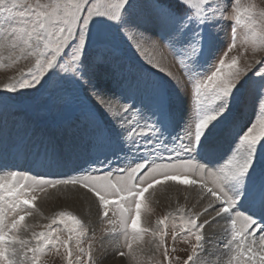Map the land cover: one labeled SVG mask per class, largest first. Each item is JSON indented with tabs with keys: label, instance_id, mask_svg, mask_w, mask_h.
Returning a JSON list of instances; mask_svg holds the SVG:
<instances>
[{
	"label": "snow or ice",
	"instance_id": "6c2138e0",
	"mask_svg": "<svg viewBox=\"0 0 264 264\" xmlns=\"http://www.w3.org/2000/svg\"><path fill=\"white\" fill-rule=\"evenodd\" d=\"M228 19L234 24L226 47L215 48V33ZM159 41L190 86L179 132L171 89L126 56L131 47L159 68L146 55ZM238 47L241 55L264 52V8L254 0H0V68L27 62L0 82V145L15 155L35 149L36 168L66 166L50 142L38 147L7 131L16 98L25 90L43 91L83 130L81 143L92 157L87 167L55 178L0 164V264H41L49 248H63L67 264H95L92 244L83 246L89 230L71 211H58L40 231L27 223L38 192L69 185L98 200L107 231L123 236L127 251L118 255L131 264H143L134 246L148 233L171 264L169 224L174 239L181 235L191 243L183 264H205L206 244L215 249L209 256L222 254L215 264H264V56L241 66L240 55H232ZM101 67L126 85L114 98L98 87ZM166 76L181 84L171 71ZM249 106L254 118L245 119ZM169 182L198 190L207 204L200 211L178 205L156 227L144 226L148 194ZM110 210L115 219H108ZM214 224L223 236L213 243L206 230Z\"/></svg>",
	"mask_w": 264,
	"mask_h": 264
},
{
	"label": "rangeland",
	"instance_id": "374dc122",
	"mask_svg": "<svg viewBox=\"0 0 264 264\" xmlns=\"http://www.w3.org/2000/svg\"><path fill=\"white\" fill-rule=\"evenodd\" d=\"M224 0H221L223 5ZM250 0H241L242 4L249 3ZM260 8H264V0H254ZM232 8L230 4L225 12L226 16H231ZM222 29L216 31L215 48L226 47V41L230 37V29L234 24L231 19L222 22ZM238 35L243 38L244 32L238 27ZM159 47L156 49L148 48L147 56L153 59L159 65V68H154L145 62L133 48L126 46V56L144 72L151 74L154 79L165 83L172 91L174 96V109L177 114L175 132H179L183 127L186 119L189 104H190V86L187 80L183 78L181 69L177 63V58L166 46L164 41H159ZM215 51V49H214ZM243 50L237 48L232 55H240V65L243 66L245 61H251L264 56V52L253 54L249 49L241 55ZM214 58V56H213ZM26 61L21 60L19 64L11 68H0V82H7L9 77L16 75L21 67L26 66ZM165 71H160V69ZM171 71L173 75L181 77V84L176 85L167 76L166 72ZM210 74V73H209ZM97 84L109 96L115 97L119 94L126 85H123L117 79L108 74V70L101 67L97 70ZM11 95V94H10ZM18 105L15 110V115L10 117L7 124V131L13 135L18 134V138H22L24 142L35 144L38 147L40 142H50L57 153H59L65 161L66 166L63 167H42L36 168L33 165V158L35 149H32V155H15L4 150L3 145H0V164L9 165L12 170L24 172L32 169L31 174H47L54 178L58 174L71 173L73 168L87 167V164L92 159L86 149V145L81 143L83 130L76 127L74 118L67 112L58 110L55 107V101L48 97V94L43 91L32 92L25 90V93L17 98ZM124 102V101H122ZM131 103L132 101H126ZM102 111V110H101ZM252 107L249 106L245 119L254 118L252 115ZM106 123L111 126V121L104 117ZM18 121L19 123H14ZM121 155H123L121 153ZM113 160L112 167L115 168L120 162L116 161L114 157H109ZM103 159V157H101ZM131 158H129L130 160ZM159 162V161H158ZM38 200L36 202V209L33 210V215L28 218L27 223L33 225L36 231L41 230V226L50 223V219L58 211H71L80 218L88 228V239L83 241L85 248L91 243L93 246V258L95 264H131L128 257H120L119 251H127L124 246L122 235H113L108 229L111 226L107 220L102 216V209L98 200L87 193L85 190L73 187L71 185L58 186L55 189L49 188L47 192L37 193ZM80 195L82 199H91V206L85 209L81 204V200L75 198ZM69 198H75L80 201L77 204H66ZM150 211L142 213V222L146 227H156V220L166 214L175 210L178 205H185L188 208H194L195 211H200L206 204L207 200L200 202L201 198L198 190L188 188L187 186L177 185L174 182H169L167 185L157 186L155 190L148 194ZM83 201V200H82ZM84 203V202H82ZM93 210L94 212H92ZM108 219H115L112 216L111 210ZM177 223L179 220L177 218ZM219 224H223L220 221ZM219 224H214L212 228L206 230V235L213 237L214 240L222 238L223 232ZM62 227V226H61ZM176 231L179 233V229ZM167 236L165 245L168 248V254L171 257V264H183L187 255L191 250V243L183 236L178 235L173 238V228L169 224L166 229ZM62 236H67L66 232L60 233ZM30 231L22 234L23 238H30ZM194 242V240L192 241ZM206 251L202 260L205 264H215L220 261L221 253L209 256L208 251H215L209 249L206 244ZM137 255L143 256V264H168V261L163 255V248L156 249L153 237L150 233L144 235L143 242L139 247L134 246ZM230 255V254H229ZM151 256L152 260L148 261L147 257ZM227 256H223L227 260ZM41 264H67L65 252L63 248L57 250L56 248H49L46 254L41 257ZM222 264V262H221Z\"/></svg>",
	"mask_w": 264,
	"mask_h": 264
},
{
	"label": "bare ground",
	"instance_id": "6f19581e",
	"mask_svg": "<svg viewBox=\"0 0 264 264\" xmlns=\"http://www.w3.org/2000/svg\"><path fill=\"white\" fill-rule=\"evenodd\" d=\"M75 198L81 200V202L78 201V200L76 201ZM75 198H69L66 201V204H77V203L80 202L79 204H81L85 209H89L91 207V206H88L91 203V199L90 198L82 199V197L80 195H76ZM82 202H84V203H82ZM91 211L94 212L93 210H91Z\"/></svg>",
	"mask_w": 264,
	"mask_h": 264
}]
</instances>
